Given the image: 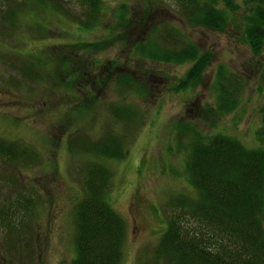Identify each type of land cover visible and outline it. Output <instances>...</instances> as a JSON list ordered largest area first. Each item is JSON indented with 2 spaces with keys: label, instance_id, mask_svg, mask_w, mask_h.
I'll list each match as a JSON object with an SVG mask.
<instances>
[{
  "label": "rangeland",
  "instance_id": "1",
  "mask_svg": "<svg viewBox=\"0 0 264 264\" xmlns=\"http://www.w3.org/2000/svg\"><path fill=\"white\" fill-rule=\"evenodd\" d=\"M101 2L90 29L42 7L19 12L12 26L0 19V136L36 150L25 163L0 156V203L30 194L33 204L17 235L0 222V264H70L73 207L83 194L82 168L94 159L85 138L95 141L110 130L125 148L123 157L104 159L112 172L108 199L126 223L118 264H164L154 258V247L170 201L182 192L194 196L184 172L192 132L180 123L204 134H234L246 146L256 143L264 43L258 53L247 45L242 0L222 27L188 22L174 0ZM122 2L127 18L120 24ZM164 23L180 29L200 52H211L197 86L174 88L192 60L160 62L138 48L154 25ZM220 63L241 78L238 105L224 114L208 111ZM125 76L134 84H122ZM110 103L122 111L136 108L135 116L115 114Z\"/></svg>",
  "mask_w": 264,
  "mask_h": 264
},
{
  "label": "trees",
  "instance_id": "2",
  "mask_svg": "<svg viewBox=\"0 0 264 264\" xmlns=\"http://www.w3.org/2000/svg\"><path fill=\"white\" fill-rule=\"evenodd\" d=\"M174 1L188 22L208 27H222L228 11L240 7L238 0ZM242 3L247 6L244 38L252 51L258 53L264 43V0H242ZM39 7L50 8L56 15L71 18L80 27L90 29L100 18L102 2L0 0V19L12 26L19 12L35 11ZM125 8L122 2L118 10L120 24L127 18ZM151 30V37L138 48L160 62L192 60L174 88L197 86L211 52H200L180 29L167 23L154 25ZM82 43L86 48L92 47ZM216 69L211 87L216 93L215 105L208 111L224 114L238 105L241 78L221 63ZM130 80L125 76L121 83L130 86L134 84ZM138 86L140 90L145 87ZM109 105L115 114L135 116L136 108L122 111L112 103ZM261 110L260 126L254 128L253 147L225 131L204 134L192 123H180L183 130L192 132L184 172L195 191L193 197L182 192L170 201L171 211L154 247L156 260H163L164 264H264V105ZM85 141L84 147L90 149L94 159H89L82 168L83 194L73 207L75 254L69 263L118 264L123 254L126 223L108 199L112 172L104 159L123 157L125 148L121 137L110 130L95 141L87 138ZM0 156L7 162L18 159L25 163L35 159L36 150L0 136ZM31 201L27 194L0 203V222L5 231L17 235L24 215L33 206Z\"/></svg>",
  "mask_w": 264,
  "mask_h": 264
}]
</instances>
